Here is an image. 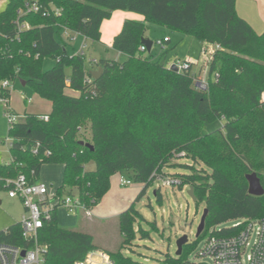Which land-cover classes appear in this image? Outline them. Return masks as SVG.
<instances>
[{
    "label": "trees",
    "instance_id": "obj_1",
    "mask_svg": "<svg viewBox=\"0 0 264 264\" xmlns=\"http://www.w3.org/2000/svg\"><path fill=\"white\" fill-rule=\"evenodd\" d=\"M235 2L6 0L0 5V82H24L51 103V110L47 121L24 114L22 121L8 126L10 162L0 164V188L18 175L38 182L42 166L57 165L62 167L57 196L76 193L91 209L108 191L112 175L127 172L131 181L143 185L138 201L153 174L177 166L175 158L189 159L194 165H178L189 172L172 176L179 180L178 189L191 187L194 202L204 203V228L182 247L179 257L166 258L164 264L182 262L211 230L227 236L241 229L217 232L224 223L264 219V195H249L246 181L254 173L261 182L264 171V32L257 34L236 13ZM27 4L39 10L19 15ZM114 11L143 17L142 22L124 20L112 39L111 48L126 58H99L87 68L85 56L67 50L62 30L99 42L101 23ZM18 22L27 23L28 29L18 31ZM147 24L219 47L208 69L209 79L217 73L218 80L209 82L207 92L194 88L189 71L167 68L161 60L164 53L152 58L138 50ZM48 58L54 63L45 70ZM98 68L101 74L93 79L91 69ZM0 97L9 104L10 91L0 86ZM217 122L222 126L203 133L206 125ZM89 163L93 170H85ZM154 193L160 202L159 189ZM138 218L134 204L119 215L121 247L133 240ZM37 240L45 246L43 264H74L95 249L89 234L59 225L57 209ZM0 243L28 245L18 223L0 231ZM109 255L115 264H136L119 251Z\"/></svg>",
    "mask_w": 264,
    "mask_h": 264
},
{
    "label": "rangeland",
    "instance_id": "obj_2",
    "mask_svg": "<svg viewBox=\"0 0 264 264\" xmlns=\"http://www.w3.org/2000/svg\"><path fill=\"white\" fill-rule=\"evenodd\" d=\"M122 12H114L109 19L104 20L105 23L100 42L86 40L87 47L84 50V55L87 68L90 67L89 60L92 58L124 61L125 58L121 53L113 50L109 44V39L113 30H115L114 27L122 25V18L119 17L120 14H123ZM128 13L135 14L132 12ZM147 26L146 36L153 42L150 57L157 58L164 53L165 55L161 57V60L165 65L173 60L174 57L181 59L190 57L191 60L199 58L202 42L198 39L183 34L177 37L166 28H160L151 24H147ZM164 34L168 36H163ZM165 37H169V40L162 46L158 45L157 42ZM78 44L79 39L74 43H70L67 50L70 53H74L78 48ZM53 63L52 59H45L43 68L45 70L50 69ZM200 68L202 71L205 70L202 62L198 66H192L190 70L191 74L196 73ZM70 91L66 89L65 93L70 94ZM9 107L19 114L18 121H22L24 114L39 115L50 113L51 103L35 94L30 86H21L20 80L16 79L12 83V88H10ZM5 111L6 106L0 102V164L10 162L7 147L9 143L7 138L8 121ZM221 126L222 122L206 125L203 133L211 132ZM172 163L177 166L167 167L165 173L161 175L174 178L172 176L174 174H186L189 172L188 169L179 167L178 165H194L191 160L186 158H175ZM195 167L198 166L195 165ZM93 169V163L85 166V170ZM43 170L40 181L47 183L43 174L49 173L48 168L45 167ZM56 175V178L51 182L53 186H57L61 179L59 178L60 173ZM260 178L264 189V171L261 172ZM121 179L131 181L130 174L121 172L112 175L108 191L90 209L89 215H85L81 211L68 214L69 218L76 217L75 224H70L71 220L65 216L67 214L59 211L60 216L65 218L64 222H62L63 220L59 222L60 226L87 233L92 237L95 249L108 254L119 251L123 257L128 258L136 264H164L166 258L176 259V241L180 237L186 236L189 243L196 240V229L204 210V203H195L187 194L188 187H184L182 190L176 186L163 187L156 181L148 185L143 196L138 201H135L143 185L131 181L130 185L120 186L119 181ZM157 189H159L161 195L160 202L157 201L154 193ZM132 204H134V208L141 218L135 220L133 224L134 238L131 243L121 247L122 236L119 232V215ZM24 214L23 205L17 199L8 198L6 188L1 187L0 231L18 223ZM233 223H224L218 226L216 230L229 228ZM139 230L142 233H146V237L141 238ZM203 239L199 241L192 251L187 253L185 259L188 261L195 259L197 252L202 247Z\"/></svg>",
    "mask_w": 264,
    "mask_h": 264
},
{
    "label": "built area",
    "instance_id": "obj_3",
    "mask_svg": "<svg viewBox=\"0 0 264 264\" xmlns=\"http://www.w3.org/2000/svg\"><path fill=\"white\" fill-rule=\"evenodd\" d=\"M5 1L0 0V5ZM38 10L39 6L36 4H27L23 10H18L17 13L23 15L34 13ZM28 27L27 23H17L18 31H23L28 29ZM62 35L68 44L74 43L79 39L75 54L85 56L84 50L87 47L85 42L88 40L85 36L70 32L65 28L62 30ZM168 40V38H162L157 44L162 46ZM217 49L219 47L215 44L202 43L197 60L174 57L166 66L169 69L174 67L176 72L183 73L190 72L192 66H198L202 62L205 70L202 71L200 68L196 73L192 74L193 86L198 91L207 92L209 82L218 80L217 73L212 74L210 79L208 76L209 64ZM138 50L145 52L146 49L141 45ZM96 62L97 59L89 60V66L95 65ZM90 81V79L87 80V82ZM0 86L2 89L10 91L12 83L8 80H3L0 82ZM0 102L6 106L5 113L8 126L18 122L19 115L11 110L6 98L0 97ZM37 118L43 121L48 120L47 115H39ZM32 154H36L35 148ZM154 181L160 183L163 187H177L179 184L178 179L161 174H153ZM130 184V180L121 179L119 181L120 186ZM5 188L8 198L17 199L24 207L25 214L18 224L20 234L28 245L22 247L0 243V264H43L45 246L38 243V233L43 224L50 219L52 211L54 209H62L67 216L78 211L85 215H89L90 212V209L85 207L76 193L59 197L55 188L50 184L41 181L29 183L24 175H18L15 179L6 180ZM230 227H241V229L237 233L227 236L213 234L214 230H211L207 237L203 239L202 247L197 252L195 259L192 261L184 259L177 264H264V219L237 220ZM216 231L218 232L220 229ZM74 264H115V262L108 253L93 249L87 252L82 260Z\"/></svg>",
    "mask_w": 264,
    "mask_h": 264
},
{
    "label": "crops",
    "instance_id": "obj_4",
    "mask_svg": "<svg viewBox=\"0 0 264 264\" xmlns=\"http://www.w3.org/2000/svg\"><path fill=\"white\" fill-rule=\"evenodd\" d=\"M235 10L236 13L243 18L245 21L248 22V24L253 28V30L257 33L260 34L262 32H264V0H236L235 2ZM117 12V11H114ZM112 12V13H114ZM121 12V11H120ZM123 14H120L119 17H121L122 19V23L124 20L129 19V20H134V21H139L142 22L143 21V17L138 15V14H130L128 12L123 11ZM138 15V16H137ZM104 21H102L101 26H100V40H101V33H102V29L104 27ZM158 27V26H157ZM115 30H113L112 35L110 37V41L109 44L111 45L112 43V39L113 37L119 32L121 25L120 26H116L114 27ZM162 28V27H160ZM172 32V31H171ZM174 35H176L177 37H179L181 34L177 33V32H173ZM163 36H168L167 34H164ZM147 39H149L148 36H146ZM166 38V37H165ZM169 39V37H168ZM100 42V41H99ZM153 43V42H152ZM153 46V44H152ZM152 50V47H151ZM150 50V52H151ZM124 58H126L125 55L121 54ZM190 58V57H188ZM92 59H96V58H92ZM125 60V59H124ZM96 69H91V72L95 71ZM72 93V95H77L76 92L74 91H70ZM70 93V94H71ZM12 110V109H11ZM13 111V110H12ZM15 114L19 115L18 113H16L15 111H13ZM48 114V113H47ZM47 114H39V115H47ZM24 116V115H23ZM5 164V163H4ZM7 164V163H6ZM47 167L48 168V172L47 174H43L44 175V179L47 180V183H49L53 188H57L60 183H61V179L60 182L58 183L57 186H53L51 184V182L56 178V174L60 173L59 178H62V167L61 166H57V165H44L41 168L40 171V179L42 177V172L44 171L43 168ZM58 167V168H56ZM52 169V170H51ZM43 170V171H42ZM47 170V169H46ZM58 173H57V172ZM59 211H61L62 213L65 212L64 210L58 209L57 210V220L58 223L63 220L62 222L65 221V218H63L62 216H60ZM67 218H69V216L65 215ZM69 220H71L69 223L70 224H75L76 223V217L74 218H69ZM60 225V224H59ZM6 229V228H5ZM4 230V229H3Z\"/></svg>",
    "mask_w": 264,
    "mask_h": 264
},
{
    "label": "water",
    "instance_id": "obj_5",
    "mask_svg": "<svg viewBox=\"0 0 264 264\" xmlns=\"http://www.w3.org/2000/svg\"><path fill=\"white\" fill-rule=\"evenodd\" d=\"M142 45L145 47L146 52L149 53L152 47V41L147 39V38H143L141 41ZM171 71L176 72V68L171 67L170 68ZM101 74V69L98 68L97 70L91 72V77L93 79H97ZM21 86H25L24 82H20ZM246 181L248 184V194L252 195V196H262L264 195V189L261 185L260 179L257 177L256 174L252 173V174H248L246 175ZM187 194L188 196L195 201V197L193 195V189L191 187L188 188L187 190ZM206 209L203 210L202 216L200 218V222L198 224V227L196 229V234L195 237H198L199 234L202 232L203 228H204V220L206 217ZM188 242L187 237L186 236H182L180 237L177 241H176V256L179 257L181 252H182V247ZM23 255V252H22Z\"/></svg>",
    "mask_w": 264,
    "mask_h": 264
}]
</instances>
